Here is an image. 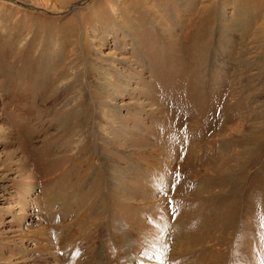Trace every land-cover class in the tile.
<instances>
[{
  "label": "rangeland",
  "instance_id": "374dc122",
  "mask_svg": "<svg viewBox=\"0 0 264 264\" xmlns=\"http://www.w3.org/2000/svg\"><path fill=\"white\" fill-rule=\"evenodd\" d=\"M0 264H264V0H0Z\"/></svg>",
  "mask_w": 264,
  "mask_h": 264
}]
</instances>
